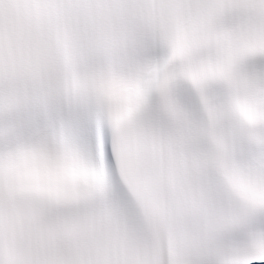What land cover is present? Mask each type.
Returning a JSON list of instances; mask_svg holds the SVG:
<instances>
[{"label":"snow or ice","instance_id":"snow-or-ice-1","mask_svg":"<svg viewBox=\"0 0 264 264\" xmlns=\"http://www.w3.org/2000/svg\"><path fill=\"white\" fill-rule=\"evenodd\" d=\"M0 264H264V0H0Z\"/></svg>","mask_w":264,"mask_h":264}]
</instances>
